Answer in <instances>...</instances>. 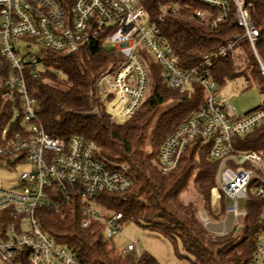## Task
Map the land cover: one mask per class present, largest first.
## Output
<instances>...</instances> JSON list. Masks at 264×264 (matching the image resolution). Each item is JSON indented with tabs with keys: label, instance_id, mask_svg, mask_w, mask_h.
<instances>
[{
	"label": "built area",
	"instance_id": "2783aa9c",
	"mask_svg": "<svg viewBox=\"0 0 264 264\" xmlns=\"http://www.w3.org/2000/svg\"><path fill=\"white\" fill-rule=\"evenodd\" d=\"M192 1L219 10L214 27L226 19L228 2L233 1L236 21L256 54L259 32L251 24L248 0ZM195 15L204 23L212 19L208 10H197ZM17 40L26 41V49L35 45L36 52L28 50L23 54ZM94 41L123 57V62L102 75L96 84L101 103L115 124H126L148 97L147 58L162 68L169 88L182 94H191L196 85L202 88L204 102L200 109L159 152L161 174L172 172L187 147L200 140L210 148L209 159L219 163L212 203L217 205L224 199L226 213L234 215L236 225L246 215L241 203L246 204L248 188L255 181V196L262 205V229L248 264H264V157L255 151L239 152L234 148L237 138L264 125V103L260 109L241 115L233 105L218 100L213 60L228 57L234 43L206 56L198 67L180 68L160 28L149 22L144 0H70L67 7L56 0H0V60L1 66L8 68L7 74L0 77V98L12 104L14 113L0 138V171L27 167L12 187L0 186V264H81L67 247L41 228L36 212L49 203L48 189L60 190L67 201L70 193L79 198L83 229L92 223L103 225L106 240L122 232V215L97 205L96 197L131 189L128 167L108 165L98 146L81 136H73L68 142L50 137L39 124V108L29 94L25 77L27 65L44 73L42 51L70 55ZM261 70L264 77L262 66ZM139 245L134 241L119 255L138 257Z\"/></svg>",
	"mask_w": 264,
	"mask_h": 264
},
{
	"label": "trees",
	"instance_id": "16d2710c",
	"mask_svg": "<svg viewBox=\"0 0 264 264\" xmlns=\"http://www.w3.org/2000/svg\"><path fill=\"white\" fill-rule=\"evenodd\" d=\"M56 2L64 7L70 5V0ZM144 6L149 22L160 28L180 68L198 67L206 56L234 43L228 57L213 60L214 82L222 87L228 81L245 78L264 95L261 70V66L264 68V0H248L246 5L251 24L259 32L256 54L245 30L236 21L233 1L228 2L227 17L217 27L213 22L219 10L192 0H144ZM197 10H208L212 14L210 23L198 19ZM235 51L237 55L233 54ZM40 56L46 68L44 73H37L36 67L27 65L25 77L29 94L39 108L38 121L44 131L65 142L81 136L98 146L108 165L128 167L133 187L121 194L101 193L96 197L97 205L121 214L123 225L143 224L172 244H180L185 252L182 259L188 264L251 261L262 229V205L254 192L256 182L248 188L246 215L241 223L230 233L217 236L205 228L198 215L199 203L216 223L222 222L226 215L223 199L217 212L210 205L219 170V163L209 159L210 148L196 140L182 153L172 172L162 175L159 168L158 155L163 145L203 104L204 92L200 86H194L191 94L169 88L162 68L147 58L148 97L126 124L117 125L101 103L96 84L102 75L123 62L118 52L104 49L99 41H94L74 54L42 51ZM1 61L0 77H4L8 68L1 66ZM170 102L175 104L162 111ZM13 119L12 104L0 98V138ZM148 138L151 150L145 155ZM234 148L239 152L255 151L264 157V125L237 138ZM190 189L196 191L199 199L196 202L187 203L183 199ZM48 194L49 203L36 212L41 228L59 245L67 247L81 264H159L150 254L140 258L134 254H117L110 246L112 240L104 238L103 225L92 223L89 228H82L84 217L77 196L70 193L67 201L56 188L48 189Z\"/></svg>",
	"mask_w": 264,
	"mask_h": 264
},
{
	"label": "rangeland",
	"instance_id": "374dc122",
	"mask_svg": "<svg viewBox=\"0 0 264 264\" xmlns=\"http://www.w3.org/2000/svg\"><path fill=\"white\" fill-rule=\"evenodd\" d=\"M15 42L21 43L22 53L26 51L36 52L37 47L32 45L29 49H26L28 44L26 41L17 40ZM237 55L238 52L233 53ZM151 60V59H150ZM152 61V60H151ZM237 65L239 62L237 61ZM216 91L218 95V100L220 102L233 105L237 112L241 115L247 114L257 110L262 103H264V95H262L256 85H249L245 78H238L236 80L228 81L224 86H216ZM175 103L170 102L162 108V111L166 110L169 107H172ZM111 121L112 117H111ZM114 123V122H113ZM118 125V124H117ZM150 138H148L145 155L150 153ZM27 169V167H19L15 171H0V186L12 187L16 181L19 179L20 175ZM196 191L190 189V192L183 196L185 202H196L199 200L196 198ZM224 200V199H223ZM198 203V202H197ZM213 205L212 198L210 199V205L212 210L218 211V206ZM225 203V202H224ZM244 203H241V208L244 209ZM199 206V217L204 222L205 228L208 230L207 226L210 222L214 221L209 217L206 210L203 208L202 204ZM241 220V219H240ZM241 221H239V224ZM216 224V222H215ZM238 224V225H239ZM208 227V228H207ZM209 231V230H208ZM210 232V231H209ZM212 233V232H211ZM214 234V233H213ZM216 235V234H214ZM134 241H139L140 245L138 247L137 255L142 257L145 254H150L159 264H188L185 259H182V256L185 255V252L181 245H174L169 240H166L161 235L145 228L143 224L129 223L123 225L122 232L118 234L110 243L111 248L115 249L117 254L121 253L123 250H126L127 247L132 244Z\"/></svg>",
	"mask_w": 264,
	"mask_h": 264
},
{
	"label": "crops",
	"instance_id": "0c3cea01",
	"mask_svg": "<svg viewBox=\"0 0 264 264\" xmlns=\"http://www.w3.org/2000/svg\"><path fill=\"white\" fill-rule=\"evenodd\" d=\"M208 230L217 236H223L230 233L236 226V219L234 215L226 213L222 222L216 223L210 222ZM207 225V226H208Z\"/></svg>",
	"mask_w": 264,
	"mask_h": 264
},
{
	"label": "bare ground",
	"instance_id": "6f19581e",
	"mask_svg": "<svg viewBox=\"0 0 264 264\" xmlns=\"http://www.w3.org/2000/svg\"><path fill=\"white\" fill-rule=\"evenodd\" d=\"M120 118V117H119ZM216 196H217V193H216V191L214 192V198H216ZM209 226V225H208Z\"/></svg>",
	"mask_w": 264,
	"mask_h": 264
}]
</instances>
